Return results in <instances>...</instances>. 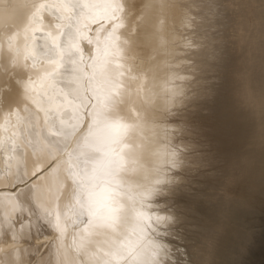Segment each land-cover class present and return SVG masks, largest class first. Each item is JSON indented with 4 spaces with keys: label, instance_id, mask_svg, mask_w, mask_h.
<instances>
[{
    "label": "snow or ice",
    "instance_id": "1",
    "mask_svg": "<svg viewBox=\"0 0 264 264\" xmlns=\"http://www.w3.org/2000/svg\"><path fill=\"white\" fill-rule=\"evenodd\" d=\"M25 6L22 24L0 12V115L6 124L29 123L33 155L51 162L25 173L12 191L23 185L34 194V182L47 174L40 191L51 210L44 219L60 248L72 236L79 264H178L173 201L185 172L203 163L191 159L199 153L182 115L186 78L174 74L161 84L158 59L170 54V43L181 47L174 38L180 28L195 30L194 10H206L203 19L220 25L229 6L221 0H26ZM182 47L202 46L187 40ZM161 92V163L152 183L133 193L124 174L134 130L144 131L138 106ZM16 223L20 233L15 224L4 230L13 243L23 238L24 224ZM14 252L7 264H24Z\"/></svg>",
    "mask_w": 264,
    "mask_h": 264
},
{
    "label": "bare ground",
    "instance_id": "2",
    "mask_svg": "<svg viewBox=\"0 0 264 264\" xmlns=\"http://www.w3.org/2000/svg\"><path fill=\"white\" fill-rule=\"evenodd\" d=\"M221 2L229 6L227 20L217 25L203 19L206 10L201 15H197L199 9L194 10L195 30L180 28L174 38L181 47L170 43V54H161L158 59L161 84L174 74L186 78L183 87L188 108L182 115L189 125L188 140L199 153L191 159L196 164L203 163L202 168L185 172L174 198L178 217L174 227L183 228L182 233L178 227L176 230L185 238L175 236L186 240V245L182 242L186 247L182 245L183 255H188L192 264H251L252 255L259 251L260 256L264 255L260 246L264 243V6L253 11L258 23L252 27L247 24L244 8L248 1ZM231 3L239 8L231 10ZM25 4L26 0H0V12L22 24L29 13ZM187 40L202 47L185 50L182 45ZM163 106V92L154 103L138 106L144 131L137 135L134 130L124 174L133 193L147 187L157 176L154 169L161 163L156 153ZM30 127L15 118L6 124L0 115V239L7 245L0 249V264L14 258V249L19 250L24 264H79L72 236L60 248L56 233L44 219L45 209L51 210L40 191L47 174L34 182V194L28 195L23 185L12 191L14 184L27 179L25 173L51 162L46 156L33 155L28 146ZM222 185L238 188L237 194L216 191ZM18 220L24 224L23 238L13 243L4 230L15 224V231L20 233ZM177 238H172V243L181 249V243V248L175 243H179ZM194 246L200 249L198 255L192 252ZM186 256L178 260L184 261ZM182 263L186 264V260Z\"/></svg>",
    "mask_w": 264,
    "mask_h": 264
},
{
    "label": "rangeland",
    "instance_id": "3",
    "mask_svg": "<svg viewBox=\"0 0 264 264\" xmlns=\"http://www.w3.org/2000/svg\"><path fill=\"white\" fill-rule=\"evenodd\" d=\"M248 1V2H247ZM246 2L248 3V4H246L245 5V11L247 12V15H246V20H247V24L249 25V26H255L257 23H258V21L254 18V16H253V11H255V10H257V9H259V8H262L264 5H263V3H264V1L263 0H246ZM232 4V3H231ZM232 9L231 10H236L237 8H239L238 6H237V4L235 5V4H232V7H231ZM232 11V12H233ZM236 14V13H235ZM233 16L235 17L236 15H234L233 14ZM252 17V18H251ZM254 19V20H253ZM254 56V55H253ZM139 188H141V187H139ZM223 188V189H222ZM233 188H235V189H233ZM217 189H219V188H217ZM225 189V190H224ZM237 189V190H236ZM230 190V191H229ZM216 191H219L220 193H222V194H230V195H236L237 193H236V191H238V188H236V187H234V186H220V189L219 190H216ZM225 191V192H224ZM229 192V193H228ZM233 192V193H232ZM178 227V226H177ZM176 227V228H177ZM180 227V226H179ZM178 227V228H179ZM176 228H175V234H177L178 235V237L179 238H182V236L183 235H181V233H182V230H183V228L180 230V228L178 229L177 228V230L179 231H181V233L179 234L178 233V231L176 230ZM261 232H263L264 233V231H261ZM176 235V236H177ZM181 235V236H180ZM47 236V237H46ZM45 236V238H48V235H46ZM174 237L175 239L177 238V237ZM184 237V236H183ZM179 238H177V240H179V243H177V242H175L178 246H180V243H181V246L182 245H186V240H183L182 239V241H180L181 239H179ZM175 239H174V241H175ZM173 240V239H172ZM261 240H263L264 241V235L263 234H261ZM2 241V242H1ZM183 241H185V243L184 244H182V242ZM4 240H2V239H0V249L2 250V249H5V248H7V245L6 244H4ZM260 242V241H259ZM258 242V243H259ZM262 243V244H261ZM260 243V246L262 247H260L261 249H262V253H261V255H263L264 254V243L263 242H261ZM174 244V243H173ZM5 245V246H4ZM185 245H184V247H185ZM176 246V245H175ZM181 246H180V248H181ZM44 247V246H43ZM184 247L182 246V250L181 249H179V247H176V249L178 250L177 251V253H176V258L178 259V257L180 256V255H182V257L183 256H186L185 254L183 255V252L185 251V249H184ZM186 248V247H185ZM258 248H259V245H258ZM179 251H181V252H179ZM178 252H179V254H178ZM192 252H193V254L194 255H198L199 253L198 252H200V249H199V247H196V246H194L193 247V249H192ZM259 252H261V251H259ZM259 252L257 253V255L256 256H253L252 255V258H251V264H264V255L263 256H260V254H259ZM186 254H187V252H185ZM188 256V255H187ZM186 256V257H187ZM181 257V256H180ZM179 257V258H180ZM181 257V258H182ZM185 257V260H186V264H187V262L189 261V260H187L188 259V257L186 258ZM175 258V257H174ZM182 260H183V258H182ZM181 259H179L178 261H180L181 263L182 262H184V261H182ZM191 261V260H190ZM181 263H178V264H181ZM183 264V263H182ZM191 264H192V262H191Z\"/></svg>",
    "mask_w": 264,
    "mask_h": 264
}]
</instances>
